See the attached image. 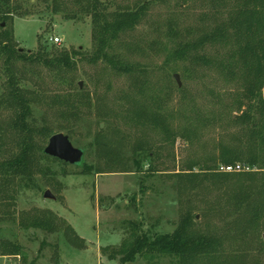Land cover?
I'll list each match as a JSON object with an SVG mask.
<instances>
[{
  "label": "rangeland",
  "instance_id": "rangeland-1",
  "mask_svg": "<svg viewBox=\"0 0 264 264\" xmlns=\"http://www.w3.org/2000/svg\"><path fill=\"white\" fill-rule=\"evenodd\" d=\"M52 1L22 0V12L28 14L2 29L12 31L25 52L37 51L40 42L51 48V38H61L57 48L79 49L87 56L76 59L72 89L60 87L45 69L22 63L18 69L39 96L32 104L33 123L50 125L54 134H67L60 127L73 125V144L85 151L84 162L92 170L85 173L81 166L46 159L45 175L4 186L9 197H0V245H19L21 255L3 256L0 246V264H120V258L103 255L104 249L129 240L134 231L130 223L159 235L173 233L186 215L198 232L220 239L217 252L222 258L214 264H264V142L233 122L245 87L235 48L207 42L199 50L203 58H216L217 53L226 57L229 70L178 54L234 21L233 0L223 5L214 0H108L109 12L145 8L141 23L119 35L108 52L116 64L137 70L135 75L117 73L109 61L93 63L91 16L75 5L57 10ZM4 62L0 57V96L8 79ZM80 83L89 94L87 105L80 107L78 120L60 119V108L51 98L76 93ZM132 98L162 125L128 121ZM8 113L0 111V123ZM139 142L151 146L150 158L148 151L135 155ZM236 164L251 170L229 174L220 169ZM47 190L54 200L45 199ZM251 191L246 199L244 194ZM236 202L242 205L239 211ZM253 208L259 211L253 213ZM37 218L49 221L50 227L32 225ZM67 227L81 243L68 240ZM161 262L173 264L169 256ZM133 264H151V259Z\"/></svg>",
  "mask_w": 264,
  "mask_h": 264
},
{
  "label": "trees",
  "instance_id": "trees-1",
  "mask_svg": "<svg viewBox=\"0 0 264 264\" xmlns=\"http://www.w3.org/2000/svg\"><path fill=\"white\" fill-rule=\"evenodd\" d=\"M108 0H53L52 5L68 8L75 5L82 13L89 14L94 23L92 37L95 42L94 56L91 61H109L113 70L119 74L135 75L137 70L129 64H116L114 57H109L111 43L119 38V35L134 30L143 20L144 6L138 10H118L109 12ZM225 0H214V4L223 5ZM22 0H0V57L5 60L7 74L6 92L0 96V111H9L5 120L0 123V197L6 198L4 186L13 185L20 181L32 182L35 177L43 172V162L46 159H58L45 156L43 151L54 135V129L46 124L39 127L33 123L32 104L37 102L38 94L27 87V79L19 73L18 64L45 69L49 72L60 87L68 85L72 89L74 73L78 67L77 57L87 58L82 51L77 49L67 50L57 48L56 45L49 48L48 45L39 43L35 52L24 51L18 48L12 31L2 29L3 24L13 21L16 16H25L23 13ZM235 20L229 21L228 25L218 27L203 39L194 42L191 46L178 50L181 56L192 55L200 61H205L211 66L229 70L228 60L225 57L203 58L200 48L207 42L210 45H233L238 65L244 72V90L238 98L237 114L233 116V122L249 130L251 137L264 142V0H233ZM232 33H228V29ZM219 31V33H218ZM222 39V40H219ZM228 39V40H227ZM231 45V46H232ZM189 48L190 52H186ZM193 50V51H192ZM81 58V59H82ZM203 58V59H201ZM78 91L66 92L51 98L53 106L59 107V117L65 121H76L80 117L81 106L88 102L89 94L78 86ZM129 97V95H128ZM133 100L134 108L129 109V120L136 125L145 126L152 122L161 126L162 121L156 114H147L144 104ZM153 103V102H152ZM154 104V105H153ZM148 105V109L156 104ZM87 105V104H86ZM153 105V106H152ZM106 117V116H104ZM127 117V116H126ZM62 130H67V135L73 142V125H62ZM166 129V128H165ZM164 130V128H163ZM101 132V131H100ZM58 134V133H56ZM167 135H171L166 132ZM98 138V137H97ZM151 146L147 143H137L133 147L135 155L147 152L148 158L152 156ZM106 150V148H105ZM108 151V150H107ZM232 159L228 161L231 163ZM85 173H89L92 167L85 162L81 165ZM97 168V173H102ZM249 192L244 194L248 199ZM236 196L235 198H237ZM7 207V205H5ZM235 210L241 209V203L234 204ZM1 209V207H0ZM255 209V211H254ZM257 213L259 208H253ZM8 215V213L6 212ZM50 220V219H48ZM51 221V220H50ZM24 223V222H23ZM49 221L36 219L32 222L35 227H50ZM255 220L248 227L253 226ZM133 232L129 240L118 248H105L103 255L110 260L120 258V264H133L139 258L151 259V264H163L161 260L167 256L172 258L173 264H214L221 260L222 253L217 252L220 239L212 235L198 232L194 227V220L190 215L182 219V223L173 233L150 235L142 231L141 223H130ZM67 238L72 243H81L75 232L66 228ZM3 256H20L21 247L11 242H3L1 245Z\"/></svg>",
  "mask_w": 264,
  "mask_h": 264
},
{
  "label": "water",
  "instance_id": "water-1",
  "mask_svg": "<svg viewBox=\"0 0 264 264\" xmlns=\"http://www.w3.org/2000/svg\"><path fill=\"white\" fill-rule=\"evenodd\" d=\"M3 26H5V24H3ZM175 80L177 85L181 87L179 75H175ZM80 87H82V83H80ZM43 154L76 167H80L85 159V151L82 148H76L70 137L63 132L54 134L49 138V142ZM44 197L45 199H55V196L50 190H47Z\"/></svg>",
  "mask_w": 264,
  "mask_h": 264
},
{
  "label": "built area",
  "instance_id": "built-area-1",
  "mask_svg": "<svg viewBox=\"0 0 264 264\" xmlns=\"http://www.w3.org/2000/svg\"><path fill=\"white\" fill-rule=\"evenodd\" d=\"M61 38H51L50 43L54 45H59L61 43ZM221 171L225 173L232 174V172H245L251 170L249 167H245L244 165L236 164L231 166H221Z\"/></svg>",
  "mask_w": 264,
  "mask_h": 264
}]
</instances>
